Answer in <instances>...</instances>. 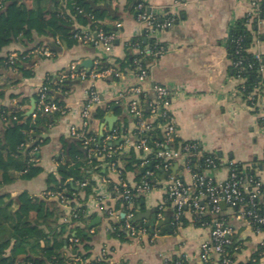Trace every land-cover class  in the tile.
I'll return each instance as SVG.
<instances>
[{"label": "crops", "instance_id": "obj_1", "mask_svg": "<svg viewBox=\"0 0 264 264\" xmlns=\"http://www.w3.org/2000/svg\"><path fill=\"white\" fill-rule=\"evenodd\" d=\"M33 5L34 0H25ZM114 17H107L103 23L108 26L110 33L116 35L114 47L106 51L102 46L85 45L80 42L68 46L63 42L53 56L43 57L30 54L35 76L23 78L19 82L2 88L4 96L0 98V109L12 107L14 101H25L23 109H30L32 100L36 99L40 85L49 78L55 85L60 84V74L67 70L72 63L79 68L91 71L97 63L104 59L110 65L116 59L126 57L127 43L134 37L143 36L146 29L131 11L128 0H104ZM151 10L162 17L174 15L176 21L173 26L159 30L155 39L168 49L156 60L150 76L145 82L139 81L134 70L121 72L119 80L98 78L94 86L98 90L102 103L98 107L105 109L103 119L95 118L98 107L92 109L91 127L101 137L105 129L111 130L117 126H127L129 137L133 141L132 130L135 128L134 116L130 112L129 104L133 96L125 94L127 89L142 86V98H154L152 86L158 84L166 86L172 93L173 101L170 111L176 118L179 137L183 140L197 141L201 156L215 155L219 157L220 165L215 169L205 168V173L217 180H224L229 175L231 163L243 164L256 173L264 182V13L260 10L261 0H145ZM46 3V4H45ZM38 5L50 7V2L39 1ZM248 17L246 25L251 34L252 44L249 51L261 57L262 83L259 85L257 105L252 106L243 96L240 85L242 78L234 74L229 49V36L233 27L240 20ZM77 26H81L76 23ZM53 39L48 36L35 34L31 40L17 39L0 51V58L33 50L40 46L48 47ZM31 51L29 53H31ZM135 52V51H134ZM14 77L12 70L0 66V78L8 80ZM92 80H76L70 92L66 93L64 105L69 109L66 116L52 117L44 137L47 143L41 147L39 163L44 171L38 176L26 180L20 173H15V180L0 187V195L10 193L17 197L26 192L31 195L42 196L47 190V176L56 172L59 161L64 153V141H73L69 128L72 124L80 125L82 119L80 110L86 98ZM1 90V89H0ZM61 92V91H59ZM62 93V92H61ZM119 126V127H120ZM5 123L0 118V131ZM124 142V138L113 142L117 146ZM123 170L124 164L120 162ZM128 170L121 177L119 173L106 170V175H91L95 181L92 194H86L80 185L76 201L85 200L87 207L88 233L92 237L91 252L97 257L102 249L111 251L109 264H164L183 261V264H204L200 254V243L209 238L210 230L205 226H196L188 213L187 223L179 227L174 226L175 209L164 204L163 210L159 206L166 198V172L160 171L154 181V188L149 193L140 195L136 203L137 219L141 225L150 226V234L141 238L120 239L110 231L112 221L98 205V199L105 205L116 207L118 199L113 192V185L125 182L135 185L138 183L139 171ZM172 174H177L186 182H193V175L183 168L182 163L175 164ZM54 200V199H49ZM103 204V203H102ZM227 223L235 230L234 237L238 244V253L232 264H251V258L258 249L262 235L256 233L244 221L236 218L230 208L225 209ZM143 213V214H142ZM142 215V216H140ZM93 216V218H92ZM101 220L96 226L90 227L94 219ZM170 220L172 232L164 230L168 224L161 221ZM81 227L85 223H80ZM152 225H156L153 230ZM155 234V235H154ZM220 256L213 255V264H219ZM21 264H24L23 262ZM264 264V257L258 262Z\"/></svg>", "mask_w": 264, "mask_h": 264}, {"label": "trees", "instance_id": "obj_2", "mask_svg": "<svg viewBox=\"0 0 264 264\" xmlns=\"http://www.w3.org/2000/svg\"><path fill=\"white\" fill-rule=\"evenodd\" d=\"M2 7L0 8V51L16 41L17 39L31 40L35 34L40 36H48L53 40L48 44V47L55 53L61 48L63 42L68 46L77 44L78 41L73 38V34L77 31L76 23L80 25H88L91 29H104L110 33L108 26L103 21L107 17H114L115 12L107 7L104 0H48L50 7L38 5L39 1L34 0L33 5H30L25 0H0ZM144 3L143 11H148L149 6L145 0H128V5L131 11L137 18V6ZM46 4V3H45ZM161 21L167 17L159 16ZM248 17H244L238 24L232 28L229 36V49L232 59L234 74L237 77L244 78L243 83L239 86L243 96L248 95L262 83L261 65L249 49L252 44L251 34L247 30ZM241 39L243 47L242 54L243 64L237 66L238 50L237 42ZM60 40V43H58ZM138 43L139 50L135 46ZM154 39L147 37L145 31L143 36L132 38L126 45L127 54L123 59H116L115 63L121 72L128 69L137 72L136 60H140V65L146 67L147 64L155 60V56L146 54L142 50L147 45L153 46ZM40 47V46H38ZM138 50V51H137ZM31 50L18 53L19 59L10 62V54L5 58H0V66L7 70H12L14 77L8 80L0 78V98L4 96L2 88L9 86L12 83L19 82L23 78H31L35 76V71L32 66L31 56L29 55L23 60V56L30 54ZM135 51V52H134ZM141 51L143 53H141ZM110 66L104 59L99 65L100 70H105ZM112 80H119L115 74L110 76ZM46 84L50 88V95L54 100L64 104L66 93L70 92L74 81L66 79L61 85H55L53 80H46ZM62 89V93L58 90ZM36 102L39 99L38 93L34 95ZM143 106V116L146 119L151 118L152 112L149 107L150 100H145L140 95ZM22 103L25 101L21 100ZM250 103V102H249ZM38 117L36 122H33V117H28L26 111H16L12 107H2L0 109V118L5 123V128L0 131V187L5 184H10L15 180V173H20L21 178L30 180L44 171L43 166L39 163L41 147L47 143L48 139L44 137L47 127L52 123V117H61L60 113L47 114L36 109ZM105 109L98 107L95 110L94 117L103 119ZM136 122V119H134ZM163 122L162 117H158L152 122L153 129L146 131L139 136L147 139L148 145L154 146L156 142L165 139L164 132L159 128ZM120 126V125H119ZM117 126V127H119ZM121 127V126H120ZM127 130V126L123 127ZM177 147L178 141L170 145ZM36 149V150H35ZM64 153L59 161L56 172L48 174L47 190L46 191H62L66 189L67 195L72 198L77 197L78 191L76 185H80L88 195L94 191L95 181L92 180V169L98 174L106 175L107 169L95 166L100 164L96 158L90 159L87 151L82 147L77 140L71 142L64 141ZM208 157H216L218 166L220 165L219 157L215 155L196 157L193 159L191 166L195 172L205 173L207 168L206 159ZM34 159L35 161H32ZM113 160L118 164H124L123 173L128 170H141V160L138 158V153L131 149L127 153H120L113 157ZM156 164L161 160L153 159ZM243 164H237L239 171L244 170ZM155 176L151 178L154 182L160 170L154 169ZM252 174V170H247ZM144 176V172L139 171L138 182ZM87 186H81V183L87 182ZM77 185V186H78ZM85 203V200H82ZM166 204L174 207L171 201ZM116 209H121V202L118 201ZM161 210V209H160ZM163 210V209H162ZM161 210V211H162ZM86 205L80 208V215L74 220L71 228L68 229V224L62 222L63 210L58 201L49 200L47 197L31 195L26 192L20 193L17 197H13L10 193L0 195V264H109L108 261L100 260L98 257H93L91 252L92 237L88 233V220L90 217L85 216ZM138 216V209L136 205ZM93 218V216H92ZM213 216L206 214L201 219H198L194 224L196 226H205L209 224ZM80 223H85L81 227ZM187 223L185 218L182 219V224ZM134 224L138 227L145 226L150 230L148 224L141 225V222L135 219ZM110 231L113 236H117L123 240H129L131 237L125 228V219L121 218L117 221H112ZM70 237L79 238L80 244L70 242ZM234 244L227 247V250L232 258L235 259L238 253V244L236 238L233 237ZM73 244L72 248L70 246ZM71 256H74L71 257ZM264 256V245H259L251 258V264H258ZM75 258H80L76 261ZM219 264L222 259H219ZM213 264V261H212Z\"/></svg>", "mask_w": 264, "mask_h": 264}, {"label": "built area", "instance_id": "obj_3", "mask_svg": "<svg viewBox=\"0 0 264 264\" xmlns=\"http://www.w3.org/2000/svg\"><path fill=\"white\" fill-rule=\"evenodd\" d=\"M1 7L2 2L0 1ZM137 8L141 10L138 13L137 20L144 24L147 37L155 40L153 46L147 45L142 50L146 54L155 56V60L147 64L146 67L140 65L139 59L136 60L137 72H134L139 81L145 82L149 78L151 69L158 57L168 49L167 45L161 44L155 39L156 33L159 30L173 26L176 17L172 14L167 15L165 20L161 21L160 15L150 8L148 11H143L145 8L144 3H140ZM260 10L264 13V0H261ZM76 28L77 31L74 32L73 38L78 42L85 45L102 46L108 52L113 49L116 40L114 33H108L102 28L93 30L88 25H76ZM58 43H60V40H58ZM137 45L138 43L135 46L139 50ZM237 45L238 50L236 53L238 54V61L236 65L240 66L243 64L244 58L241 39L237 42ZM142 51L141 53H143ZM30 54L50 57L54 55V52L49 47L43 46L34 48ZM30 54L23 56V60ZM9 58L10 62H14L19 59V55L11 54ZM255 58L259 62H262L259 55H256ZM98 65L99 63L91 71H86L79 68L76 63H72L67 70L60 74V84L66 79L71 81H93L80 110L82 123L70 126V136L81 143L90 159L96 158L100 161V164L95 166V168L102 167L108 169L111 172L119 173L121 177L123 170L120 167V163L118 164L113 160V157L117 154L127 153L131 149H134L138 153V158L142 161V167H149V165L153 164L152 168H147L144 171L143 178L135 185H131L123 179L120 183L113 185V192L118 201L121 202V209L118 210L112 205H105L103 200L100 201L98 199V205L104 206L102 207L104 212L109 217L117 220L124 218L125 228L131 238H141L144 235L150 234V230L147 227H138L134 224V221L137 217L136 203L140 195L149 193L155 186L151 178H154L156 172L154 169H156L167 173L166 198L165 202L159 206V209L162 210L164 204L169 201L173 203L175 209L174 226L179 227L182 224V219L188 213L193 223L206 214L213 216L210 223L205 225L210 230L209 238L203 240L199 245V254L204 264H212V258L215 254L220 256L223 264H232L233 262L227 247L234 244L233 237L235 230L227 223L224 215L226 208L232 209L236 218L241 219L256 233L262 235L260 245H264V182L256 173L249 174L247 171L249 170L248 167L243 166L244 170L239 171L237 164L234 163L230 164L229 175L224 180H217L206 173L195 172L192 169L191 163L194 158L201 156L200 146L197 141L180 139L176 118L170 111L173 101L172 93L166 86L158 84L152 86L151 90L154 93V98L149 103L152 112V116L149 119L143 116V106L140 99V95L143 94L142 86L138 85L127 89L125 94L134 97L129 104L130 112L134 116V119H136L135 128L132 130L133 141L129 137L128 129L126 130L123 127H116L111 130L105 129L101 137L92 129L90 122L92 109L100 106L102 103L100 94L94 86V81L98 78H108L113 74L119 77L121 74L116 63H112L105 70H100ZM262 67L261 65V69ZM239 78L242 77L239 76ZM46 80H49V78ZM46 80L37 90L39 99L36 102L34 113L31 115L34 123L38 117L36 109L47 114L60 113L61 116H66L69 113L66 105L54 100L50 95L51 90L46 84ZM59 91L62 92V89L59 88ZM258 92L259 86L255 87L248 97H246L250 105H257ZM13 107L16 111L24 110L23 105L18 100L14 101ZM158 117L163 118V122L160 123L159 128L164 132L165 139L156 142L154 146H150L147 139L139 135L153 129L152 122ZM5 119L4 117L3 120ZM262 122L264 124V114L262 115ZM122 138H124L123 143L113 146L114 141ZM176 140L178 141V146L171 147L170 145L176 142ZM153 159H159L161 162L155 165ZM216 159V157H208L206 159L207 168H217ZM32 161L35 160L32 159ZM179 162L182 163L184 169L192 173V183L186 182L177 174H172V168ZM90 173L92 175L98 174L95 169H92ZM87 185L88 181L81 183V186ZM65 191L66 189L62 191H45L42 196L58 201L64 213L61 221L67 223L68 229H70L74 220L80 215V208L86 205V203L76 201L75 198L67 195ZM223 202L225 203V208L222 206ZM123 213L124 217H122ZM85 216L87 217V207ZM70 242L80 244L79 238L76 237H70ZM72 246L73 244L70 248ZM71 257L74 258V256ZM97 257L100 260L105 259L110 263L111 251L104 248ZM75 260L79 261L80 258H75ZM164 264L171 263L166 262ZM174 264H183V261H176Z\"/></svg>", "mask_w": 264, "mask_h": 264}, {"label": "water", "instance_id": "obj_4", "mask_svg": "<svg viewBox=\"0 0 264 264\" xmlns=\"http://www.w3.org/2000/svg\"><path fill=\"white\" fill-rule=\"evenodd\" d=\"M35 107H36V99H33L32 100V104H31V107H30V109L27 111V113H26V115L28 116V117H30L33 113H34V110H35ZM153 167V164H151V165H149V167H143V171H145L147 168H152ZM167 174V173H166ZM222 206H223V208H225V203L223 202L222 203ZM143 214V213H142ZM140 216H142V215H140ZM122 217H124V213L122 214ZM101 219L100 218H97V219H94L93 221H92V223L90 224V227H93V226H96L97 225V223L100 221ZM170 220L171 219H169L168 221H161V223L160 224H168V227H164V230L163 231H165V230H169V232H172V226L170 225ZM152 228L153 229H155L156 228V225H152Z\"/></svg>", "mask_w": 264, "mask_h": 264}]
</instances>
